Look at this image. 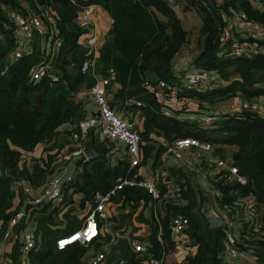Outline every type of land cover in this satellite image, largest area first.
Listing matches in <instances>:
<instances>
[{
    "label": "trees",
    "instance_id": "16d2710c",
    "mask_svg": "<svg viewBox=\"0 0 264 264\" xmlns=\"http://www.w3.org/2000/svg\"><path fill=\"white\" fill-rule=\"evenodd\" d=\"M88 3L109 16L105 40L99 44L98 62L102 76L114 73L115 78L107 86L113 82L119 84L114 94L117 102L124 110L139 114L141 128L135 129L145 142L141 144L143 163L150 158L153 167L157 166L165 143L192 137L212 145L233 146L232 165L246 180L244 184L234 182L226 172L214 178L209 184L218 191L215 201L208 191L193 188L188 179H179L177 198H172L173 202H160L163 211L159 212L158 220L133 214L151 196L143 187L124 186L114 198L119 203L116 207L118 228L128 221L129 236L139 241L141 236H134L138 227L133 225V219L151 225L148 254L158 258L162 251L168 255L175 249L170 221L182 214L189 219L187 234L194 251L181 264H228L223 253L225 231L232 230L231 223L238 222L237 247L249 251L257 263L264 264V117L248 107L238 113H226L210 125L190 122L184 117L190 113L204 114L201 109L208 111L219 101L239 97L250 102L264 97V54L228 56L225 45L219 42V37L228 33L229 18L235 13H244L247 20L264 27V0H89ZM82 5L86 4L81 1L73 4L69 0H0V26L8 23L5 40L0 43V242L9 219L23 204L24 197L13 190L15 180L25 179L32 187H39L44 179L59 173L61 165L55 156L61 144L57 139L65 125L83 119V106L75 101V95L84 87L90 88L94 79L80 70L81 62L87 57V49L77 42L83 33L77 23ZM11 10L23 16L38 14L41 18L52 14L62 42L53 61L54 69H59L57 81L46 77L30 79L28 70L37 61L36 52L26 53L14 61L8 59L13 49L8 19ZM187 12L197 14L200 19L194 67L209 71L220 81L206 90L181 86L173 70L174 58L190 43L189 31L182 24ZM228 37L230 42L231 36ZM160 82L176 84L178 88L168 90ZM167 99H180L184 103L179 108H170L171 115L164 116ZM193 99L197 106L189 111L186 102ZM64 129L62 133L68 138L70 131ZM94 144L98 156L80 162L82 172L77 174L65 199L81 193L82 201L91 200L95 191L105 193L120 178L131 179L135 175L136 167L130 169L126 160L108 165L105 157L108 148L103 142ZM38 145H43V154L35 159L31 170L20 167L23 153L32 152ZM157 185L164 187L161 180ZM182 200L187 201L186 205L181 206ZM205 202L215 206L225 217V224L212 227L207 223L200 210ZM249 204L252 210L246 208ZM50 210H53L50 204L30 208V214H37L32 230L38 245L23 263V243L16 240L7 254L9 264H84L89 250L85 246L74 243L63 250L55 247L59 236L80 227L82 219L76 213L79 210H66L60 227L47 215ZM28 220L29 216L16 228L24 229ZM159 231L162 242L157 240ZM146 257L144 253L129 252L126 264H145Z\"/></svg>",
    "mask_w": 264,
    "mask_h": 264
},
{
    "label": "built area",
    "instance_id": "2783aa9c",
    "mask_svg": "<svg viewBox=\"0 0 264 264\" xmlns=\"http://www.w3.org/2000/svg\"><path fill=\"white\" fill-rule=\"evenodd\" d=\"M69 1L73 4L79 1L84 2V5L86 4L85 6H81L77 17L78 26L83 31L77 42L80 47L87 49V57L81 62L80 70L82 73L92 71L94 74L96 61L99 57V44L103 37V30L99 25L98 12L100 8L88 3L89 0ZM218 1L222 2L224 0ZM232 18L234 20L233 24L246 38L241 40L232 39L228 42V33L222 34L219 37V42L221 45H225L227 55L253 57L257 54H264V27L247 20L246 15L241 12L235 13ZM8 19L13 35V49L10 51L8 59L14 61L23 57L26 53L36 52L38 55L37 61L28 70L30 79L38 80L46 77L51 81H57L59 79V69H54L53 61L55 60V55L58 54L62 47V42L58 39L59 32L52 14H47L45 18H41L38 14L23 16L11 10L8 12ZM7 29L8 23L0 26V43L4 42V31ZM114 78V73L110 72L109 76L102 77L100 80L96 79L95 83L88 89L97 117L81 119L74 124L67 125V130L70 131L68 138L74 143V149L68 154L61 152L55 156L56 162L60 165L69 162L73 158L81 159L84 157L82 162H85L88 158L86 159L83 154V145L89 130L96 129L102 139L124 144L127 150L129 167L137 168L133 178H120L118 183L105 193L95 191L89 201V208L85 212L79 210L81 218H83L80 227L76 231L68 235L59 236L56 239L55 247L58 250H63L74 243L88 247L89 250L84 258V264L127 263L126 254L122 255L119 250V231L122 228H118L117 206L113 202L117 192L124 186L143 187L154 200L174 201L172 198H174L173 192L175 191V187L171 183L163 181L164 187L159 188L157 181L146 179L144 174L141 173L143 167L141 165V144L143 143L141 137L132 123L122 117L121 114L115 112L105 94L106 86ZM211 78L212 74L209 71L194 68L184 75L183 82H180V84L184 87L193 86L206 90L209 86L214 85V81H218V79L212 78L213 80H211ZM160 86L172 91L178 88L176 84L170 85L164 82H160ZM244 107H248L251 111L264 117L263 102L260 103L258 100L245 102L239 97H235L230 106L224 105L215 110L222 116L226 113H238ZM169 113L166 109L163 112L164 116H169ZM185 118L190 122L196 121L201 125H210L215 122L217 117L215 115L200 114V116L186 115ZM191 148H195L203 155L210 157L213 155L212 144L209 142L200 141L192 137L178 138L166 145L163 166L169 168L172 163L186 170L190 164V159L184 153ZM198 166L200 167V164ZM197 167L195 168L196 171H198ZM82 169V164H77L73 172H69L66 175L59 173L51 175L44 179L43 184L39 187H32L25 179L15 180L13 190L16 193H21L24 199L22 206L9 219L3 231L0 242V264L9 263L4 256L5 246L12 239L14 229L19 225L21 220L33 215L30 214V208L40 207L44 204H50V208L61 206L65 195L71 192V185L76 181L77 174L81 173ZM208 170L210 181L226 172L230 180L240 184L246 182L245 178L238 173L237 167L232 165V163L230 165L227 164L221 158L217 159ZM137 177L141 179L137 180ZM206 188L211 192L213 190L208 181ZM186 203V200H182L181 206L186 205ZM27 205L31 206H29L28 212L25 213L24 209ZM251 206V204L246 205V208L252 210ZM66 207L69 208L70 204H67ZM231 224L233 229L225 231L223 240V253L226 262L228 264H259L249 251L241 250L237 247L238 222ZM188 225L189 219L182 214L176 215L170 221V231L173 241L186 252L190 249V239L187 234ZM108 228L112 230V234H107ZM161 235V231H159L157 240L160 242H162ZM18 240L23 243L21 260L25 263L28 260L29 252L37 247L38 240L32 229L20 233ZM125 241L128 253L140 252L147 255L144 261L145 264H164L165 252L162 251L157 258L154 255L148 254V245L135 240L132 236L127 235ZM91 247L95 248L93 252H91Z\"/></svg>",
    "mask_w": 264,
    "mask_h": 264
},
{
    "label": "crops",
    "instance_id": "0c3cea01",
    "mask_svg": "<svg viewBox=\"0 0 264 264\" xmlns=\"http://www.w3.org/2000/svg\"><path fill=\"white\" fill-rule=\"evenodd\" d=\"M101 10V9H99ZM192 12H187L186 14H184L183 19L187 16L188 19V24L190 27V24L194 23L195 26L199 28L200 26V19L199 17H194L191 18V16L195 15ZM99 15V25L102 27L103 30V37L101 38L100 44L104 42L105 37H106V33H107V29L109 26V16L107 15V13L105 14H101L100 12H98ZM101 19L105 22L102 23ZM233 18H229L228 21V35L231 36V39H243L245 38V36L241 33V31L233 24ZM188 29V27H186ZM189 31V30H188ZM239 34V35H238ZM189 37H190V43L185 44L180 52L176 55V57L173 60V70H174V74L175 77L177 78L176 80L180 83L183 82V77L184 75L189 72L190 70L194 69V56L196 53V50L192 47L193 43L196 44L197 42V34L195 37H193L191 35V33L189 32ZM195 46V45H194ZM186 52H184V50H187ZM194 49V50H193ZM101 65L98 62V58L96 61V67L94 69V74L92 73V71L87 72V74L92 77L94 79V83L97 80L102 79V74H101ZM213 79H216V77H214L212 75ZM119 88V84L116 82H113L112 85L106 86L105 88V94L108 98V100L110 101L111 106L113 107V109L115 110L116 113H119L122 115V117H124L127 121H129L130 123H132L136 129H140L141 128V123L139 122V114L135 113L130 110H124L122 108V104L115 99V91ZM88 87H84L82 88L81 91H79L76 95H75V101L81 102L82 106H83V119L85 118H89V117H95L96 116V111L93 105V101L92 98L90 97L89 91H88ZM260 103H264V97L258 98L257 99ZM167 101H173L172 99H167ZM226 103L224 104H215L211 107H209V110L206 111L205 109H203V112H210L211 109L212 110H217L219 107L224 106ZM169 106H166L165 109L168 110L170 113L169 115H171V110ZM185 117V116H184ZM68 125V124H67ZM67 125L64 126V128H67ZM61 130V135L58 137L57 141L61 144L60 146V150L58 153H65L68 154L70 152V148L74 149V143H69V139L66 138V135L64 133H62L63 130ZM88 139H92L93 140V146L95 149V142H103L104 146L106 148H108V151L105 154L106 157V163L110 166H114L116 165V163L119 160H127V150L124 144L120 143V142H109L105 139H102V137L99 135V133L97 132L96 129H91L89 130V134L86 136L85 142ZM69 141V142H68ZM84 142V144H85ZM161 142L164 143V140L161 139ZM145 142H143L144 144ZM165 145H167L165 143ZM84 147V145H83ZM213 148V155L210 157L208 155H203L201 153H199L195 148H191L188 149L187 151H185V156L188 157L189 159H192L193 161H199L198 164H200V167L198 166L197 169L198 171H196L195 169L193 171L190 170H185L180 168L179 166H176L174 164L171 163V166L169 168H165L163 166L164 163V153L161 155V158L158 160L157 166L153 167V159L148 158L146 160L145 163H143V150H142V161H141V165L142 167V171L141 173L144 174V177L149 180L152 181H164V182H169L171 183L174 187H175V191L173 192V196L174 199L177 198V192L179 190V184L177 180H181V179H188L189 175H193L192 180H190V184H192L193 188H200L201 190H207L206 188V183L208 181V183L210 182L208 175H209V170L208 168L213 165L215 163V161H217V159H223L227 162V164H231L232 163V152L234 150L233 146H229L227 144H224L221 146L220 145H212ZM142 149V148H141ZM96 150V149H95ZM72 151V150H71ZM97 151V150H96ZM43 154V145H38L37 147H35V149L32 152H24L23 156L21 157V162L19 164L20 167H25L27 168L29 171L31 170V166L33 164H35V159L39 158L41 155ZM84 154V153H83ZM85 156V155H84ZM98 156V155H97ZM84 157L80 158H73L71 159L69 162L63 164L60 166V171L58 170L59 174L61 175H66L69 174V172H73L76 165L80 164V162H82V159ZM85 158L87 159V157L85 156ZM200 160H198V159ZM90 159V158H88ZM129 166V163H128ZM130 168V167H129ZM130 169H134V168H130ZM137 171V168L135 169V172ZM173 171H177L179 174L177 175V173L175 174V172ZM21 194V193H20ZM79 194V193H76ZM76 194H72V197L68 196L66 199H64L62 201V211H66L67 204H70V207H72L71 209H76V210H83L84 212L89 208V201L90 200H85L82 201V199L84 198V196L79 200L76 201L75 197ZM176 194V195H175ZM83 195V194H82ZM202 195H207L205 193L202 192ZM209 197L212 198L213 200H217L218 198V191L216 188H214L211 191H209L208 193ZM24 197L21 194V198ZM23 201V200H22ZM114 205L118 206L119 203L116 201V199L113 200ZM161 201H155L152 197L151 199L146 203V204H140V206L137 208V211H132L133 214H135V212L140 215V216H145L148 219H154V217H158L159 216V212L162 213V206H161ZM116 203V204H115ZM203 205H213L212 203H204ZM117 211V215H118V211L119 209L116 208ZM36 216L37 214H33L31 217H29V220L27 222L26 227L23 229H19L16 228L14 229L13 232V237L12 239L6 244L5 249H4V256L6 257V260L9 261L8 259V255L11 250H12V246L15 243L16 240H18V235L20 233H22L25 230H29L28 228L30 227L31 224H34V228H32L33 230L35 229L36 226ZM154 216V217H153ZM79 218V217H78ZM134 222V226L137 228L138 227V222L136 221V218L133 219ZM139 229V228H138ZM31 230V229H30ZM137 232V231H136ZM151 232V225L146 226V229L142 231L141 233V239L139 240L140 242H142L144 245H150V240H149V235ZM112 230L110 228H108L107 234H112ZM108 236V235H107ZM123 240V241H121ZM94 247H91V250H94ZM99 250V249H98ZM119 250L121 252L122 255L127 254V244L126 241L124 239H120L119 241ZM191 251H194V248H191ZM187 254V252H185L181 247L176 246L175 249L173 250V252L169 255H171V258L169 259L167 255L165 260H164V264H181L182 260L184 259L185 255ZM88 263V260H87ZM9 264V263H8ZM239 264V263H237Z\"/></svg>",
    "mask_w": 264,
    "mask_h": 264
},
{
    "label": "rangeland",
    "instance_id": "374dc122",
    "mask_svg": "<svg viewBox=\"0 0 264 264\" xmlns=\"http://www.w3.org/2000/svg\"><path fill=\"white\" fill-rule=\"evenodd\" d=\"M99 12L101 13V14H105V11H103V10H99ZM193 15V14H192ZM194 17H197V14L196 15H193V16H191V18H194ZM232 18V17H231ZM188 17L186 16L184 19H182V24H183V26L186 28V27H188V29L187 30H189V32L191 33V35L193 36V37H195L196 36V34H197V29H198V26L196 27L195 26V22L194 23H192V24H190V27H189V24H188ZM101 21H102V23L104 22L102 19H101ZM105 23V22H104ZM194 45H196L195 43H193V48L195 49V46ZM193 49V50H194ZM186 51H188V49L187 50H184V52H186ZM211 80H213L212 78H211ZM220 83V81L218 80V81H214V85H218ZM172 100H174V102L173 101H167V100H165L164 101V103H165V106H169V107H173V108H179L184 102L182 101V100H177V99H172ZM235 100V98H231V99H229V100H223V101H219V102H217L216 104H224V103H226L225 105L226 106H230V104L233 102ZM186 106H187V108H188V110L189 111H192V110H195L196 109V106H197V103H196V101L193 99V100H190V102L189 101H187L186 102ZM201 110H203V109H201ZM205 115H210V116H213V115H215L217 118L215 119V121H217L218 119H220V117H221V115L218 113V112H216V110H212L211 109V111L210 112H206V113H204ZM198 159V158H197ZM198 160H200V159H198ZM198 162L199 161H193L192 159H190V164H189V166L187 167V169L186 170H190V171H193L199 164H198ZM178 175V174H177ZM192 178H193V175H189V178H188V181H189V183H192V182H190V180H192ZM181 180H183V179H181ZM83 197V195L81 194V193H79V194H76V197H75V199H76V201H79L81 198ZM62 204H61V206H54V207H51L50 209H53V210H50L48 213H47V215L48 216H50L51 217V220H52V222L54 223V224H56L55 226L56 227H60L63 223H64V221H65V219H64V217H63V211H62ZM82 212H84L83 210H82ZM133 225H134V223H133ZM146 226H148V224H143V223H139L138 224V228L139 229H137V232L136 233H134V236L136 237V236H141V233H142V231L143 230H145L146 229ZM32 228H34V224H31L30 225V227L28 228L29 230L30 229H32ZM121 241H123V240H121ZM94 250H91V252H93ZM172 253V252H171ZM171 253H169V254H171ZM168 254V255H169ZM168 258L170 259L171 258V255H169L168 256Z\"/></svg>",
    "mask_w": 264,
    "mask_h": 264
},
{
    "label": "water",
    "instance_id": "95a60500",
    "mask_svg": "<svg viewBox=\"0 0 264 264\" xmlns=\"http://www.w3.org/2000/svg\"><path fill=\"white\" fill-rule=\"evenodd\" d=\"M186 39H188V36H186ZM95 117H97V114ZM83 153L87 158H94L99 154V152L94 149L92 139H88L85 142L84 147H83ZM29 206L31 205H27L25 207L24 209L25 213L28 212ZM200 210H201L202 215L204 216V218L206 219L207 223L210 226L215 227V226L223 225L224 223L223 217L217 213V211L212 205H202ZM130 228L131 227L129 225V222L127 221L125 223V227L121 231H119V235L121 237H125L127 233L129 232Z\"/></svg>",
    "mask_w": 264,
    "mask_h": 264
},
{
    "label": "clouds",
    "instance_id": "9594fccd",
    "mask_svg": "<svg viewBox=\"0 0 264 264\" xmlns=\"http://www.w3.org/2000/svg\"><path fill=\"white\" fill-rule=\"evenodd\" d=\"M196 69H197V68H196ZM257 99H258V98H257ZM257 99H256V100H257ZM252 100H253V99H252ZM252 100H251V101H252ZM188 115H197V114H196V113H190V114H188ZM185 116H186V115H185ZM198 116H200V115H198ZM188 121H189V120H188ZM193 122H194V121H193ZM209 185H210V184H209ZM211 189H213V188L211 187ZM208 192H209V191H208ZM155 201H158V200H155ZM169 202H171V201H169ZM212 206L215 208L214 205H212ZM70 208H72V207H69V208H67L66 210H68V209H70ZM80 210H81V209H80ZM215 210H216V208H215ZM216 211H217V210H216ZM64 212H65V211H63V213H64ZM76 213H78L77 217H79V219H82V220H83V218H81V217H82V216H81V212L79 213V211H77ZM217 213H218V212H217ZM218 214H219V213H218ZM219 215H220V214H219ZM221 216H222V215H221ZM153 217H154V216H153ZM222 217H223V216H222ZM154 219L158 220L156 216L154 217ZM223 219H224V217H223ZM224 223H225V222H224ZM224 223H223V224H224ZM124 227H125V225H124L123 227H121V228L123 229ZM130 227H131V226H130ZM122 229H121V230H122ZM121 230H120V231H121ZM130 231H131V228H130L129 232L127 233L128 236H129ZM127 235H126V236H127ZM157 235H158V234H157ZM119 236H120V235H119ZM126 236H125V237H126ZM125 237H121V236H120V239H124V240H125ZM171 239H172V236H171ZM172 241H173V239H172ZM173 242H174V241H173ZM174 243H175V242H174ZM176 246H177V245H176ZM189 247H190V246H189ZM86 248L88 249V247H86ZM190 251H191V247H190L189 251L187 252V254H188ZM185 252H186V251H185ZM187 254H186V255H187ZM186 255H185V256H186ZM166 256H167V255H166ZM165 258H166V257H165Z\"/></svg>",
    "mask_w": 264,
    "mask_h": 264
},
{
    "label": "bare ground",
    "instance_id": "6f19581e",
    "mask_svg": "<svg viewBox=\"0 0 264 264\" xmlns=\"http://www.w3.org/2000/svg\"><path fill=\"white\" fill-rule=\"evenodd\" d=\"M68 242V241H67Z\"/></svg>",
    "mask_w": 264,
    "mask_h": 264
}]
</instances>
